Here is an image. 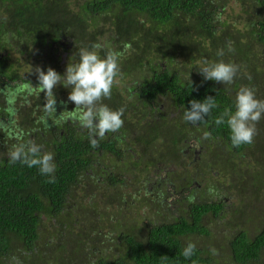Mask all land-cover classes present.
Here are the masks:
<instances>
[{
  "label": "trees",
  "instance_id": "16d2710c",
  "mask_svg": "<svg viewBox=\"0 0 264 264\" xmlns=\"http://www.w3.org/2000/svg\"><path fill=\"white\" fill-rule=\"evenodd\" d=\"M231 1L0 0V120L13 117L11 125L3 122L7 132L41 145L54 154L56 164L55 183H48L49 177L37 167L10 163L9 146L0 133V264H82L80 244L69 250L71 243L82 240L62 233L87 219L81 213L88 209L86 201L79 203L75 197L87 195L90 204L101 190L116 193L119 201L136 194L130 189L134 167L142 174L162 165L174 166L177 172L176 164L187 159L200 162L206 174L207 163L221 174H239L232 183L234 193L250 186L253 195H264V116L258 122L262 133L240 147L231 144L226 124L215 123L225 108L234 111L241 86L251 87L257 98L264 99V0H236L241 3L238 18L243 30L237 28L236 19L222 18ZM229 42L234 51L228 50ZM95 43L105 46L99 50L101 56L108 48L129 47L120 60L111 98L102 101L112 109H124V124L93 148L88 131L67 112L58 123L49 118L46 124L45 93H33L29 86L38 84L36 67L45 72L52 67L63 75L69 62L79 60V48ZM221 49L225 54L217 56ZM207 56L212 58L209 63L224 60L240 65L233 83L204 80L198 67L189 69ZM53 91L57 116L69 110L68 103L75 108L68 101L69 88L60 84ZM207 96L215 97L218 107L195 125L185 122L183 113L190 101ZM205 131L211 133L207 139ZM189 144L200 145L196 160L193 147L185 153ZM195 172L189 180H195ZM210 184L182 194L183 200L168 215L157 207L141 223L130 219L132 231L119 221L113 229L116 218H107L113 243L95 247L90 264H264V215L250 228L233 220L238 227L221 245L226 257L212 255L211 248L196 239L211 234L207 216L220 219L233 209L234 216L246 214L241 206L229 205L221 180ZM256 206L263 208L264 199ZM56 226L62 241L59 250L70 254V260L48 254ZM90 241L94 242L85 234L86 245ZM188 242L195 243L196 251L185 259L182 251Z\"/></svg>",
  "mask_w": 264,
  "mask_h": 264
},
{
  "label": "clouds",
  "instance_id": "9594fccd",
  "mask_svg": "<svg viewBox=\"0 0 264 264\" xmlns=\"http://www.w3.org/2000/svg\"><path fill=\"white\" fill-rule=\"evenodd\" d=\"M128 47L125 44L124 50L108 48L104 56L100 55L99 50L105 46L100 43L93 44L91 48L81 47L79 48V60L75 63L69 62L63 75L52 67H49L46 72L43 68L36 67L38 84L35 87L29 86V88L36 94L45 93L46 103L43 106L47 114L45 123H48L49 118L54 123H58V118L64 117L67 112L68 118L74 119L82 129L88 131L93 148L99 146V140L103 139L107 133L119 131L124 124L122 119L124 109H112L102 101L111 98L112 89L118 83L120 60ZM227 47L230 52L234 51L231 42ZM224 54L222 49L217 51V56ZM238 70V65L224 60L205 62L197 69L204 80H212L224 85L233 83ZM60 84L71 90L68 101L73 102L75 108L71 111L64 110L57 116V100L53 90ZM217 107L218 104L213 96H207L202 101L193 99L190 101V107L184 111L183 119L195 125ZM262 116H264V99L257 98L251 87L241 86L236 93L234 111L232 108H225L215 119V123L218 126L226 124L230 131L231 144L234 147H240L254 142L257 132L256 124ZM5 133L7 139L17 141L8 147L9 162H20L29 168L37 167L41 175L49 177L48 183H55L54 154L44 151L41 145L32 140H24L20 133L7 131ZM203 136L207 139L211 133L205 131ZM195 251V243L188 242L183 248L182 256L190 259ZM209 251L212 255H217L214 247ZM193 264H195L194 261Z\"/></svg>",
  "mask_w": 264,
  "mask_h": 264
},
{
  "label": "rangeland",
  "instance_id": "374dc122",
  "mask_svg": "<svg viewBox=\"0 0 264 264\" xmlns=\"http://www.w3.org/2000/svg\"><path fill=\"white\" fill-rule=\"evenodd\" d=\"M76 1V0H74ZM241 11V3L239 1L233 0L229 3L228 11L226 16L222 15V18L224 20L229 19V21L237 20L236 25L238 26V29H244L241 24H239V18L238 14ZM247 16V15H246ZM241 35V33H240ZM206 61L202 59H197L193 65L189 67L191 70H196L197 67L202 66L205 62L212 61V58L210 56L205 57ZM239 69H240V65ZM246 71V70H245ZM17 101V99L15 100ZM17 103V102H16ZM40 106H43L40 104ZM41 108V107H40ZM66 108H69V111L72 110L70 104L66 105ZM3 127H5L3 125ZM257 134L262 133L263 128L260 124H256ZM0 133L2 134L3 140L6 139L5 131L0 129ZM264 138V135H262ZM195 144V142H193ZM198 148V146H197ZM196 162V161H195ZM200 162H196L193 164H189L187 162V159H183L182 162H178L176 166L179 167V170L172 171V174L170 175L171 178H175L178 184L182 183V187L184 186L185 190L186 188L193 190L195 186L199 187L197 189H200L198 191L204 190L207 185H211L210 183L215 182V180L218 182V180H221L222 186H224L223 193L228 196L229 198L228 203L229 205H233V207H239L241 206L244 208V211H246V214L242 215L241 217L237 216L235 214L234 216V209L231 211V214L223 215L218 219L215 216H207V223L206 225L210 228V236H200L199 238H196L199 240V243L205 247L213 248L214 246L218 245L216 249L218 250L217 256L221 258L222 256L226 257L227 251L225 247H221L224 240L226 239L228 235L234 234L236 228L238 227L235 225V222L238 223V221H233L235 219H240L241 225L243 227L250 228L254 222L256 223L259 219L262 218L264 215V207H257L256 205L264 199V195L262 194H252V188L249 186L248 188L244 189L242 192L234 193V190L236 191L235 187H233L232 183L235 182V177H237L239 174H221L216 169H213V166L211 167L210 164H205L206 168V174L204 173L203 169L200 168ZM184 166L182 168L181 166ZM164 166V165H162ZM158 168V167H156ZM201 169L198 171V169ZM137 169V170H136ZM136 170V172H134ZM134 178L131 179V186L130 189L132 192V196L129 197L124 196L119 201V198L116 193L112 192L111 194H107L104 190L99 191V197L91 199L90 204L87 199L88 196L84 195L82 196V193L76 196L75 199L77 202L82 203L86 201V205L88 209L82 210L81 213L84 217H86L85 222L75 223L71 225L70 227L64 228L62 233L63 235L69 236H75L79 237L82 242H73L69 245V250L74 248V246L80 244V248L82 249V264H90V260H94V256L92 251L98 248H107V246L111 245L113 243V239L108 235V232L110 228L108 227V221L107 218L112 217L116 218L113 222L112 228L118 227V221L122 224L125 223L122 228H128L129 231H132L130 224V219H133L136 223H141L143 220V216L147 217L150 215L155 208L159 207L161 210L165 212L166 215H168V210L172 213V208L166 209L168 206V201L172 197L167 193V189L164 184H162L161 192L163 193V197H156L155 194L147 193L146 190L148 188H153V182L155 179H157V176H154L152 168L148 169V172L146 174L139 173V168L134 167L132 169ZM196 171V172H195ZM192 172H195L193 177L195 180L190 179V174ZM165 175H168L166 172H162ZM176 174V177H175ZM129 179V178H128ZM134 179H138L140 182H135ZM148 179V180H147ZM147 180V181H146ZM183 180V181H182ZM230 189V190H229ZM184 190V191H185ZM113 191L118 192L117 189H113ZM167 193V194H166ZM211 196L213 198H218V195L214 192H212ZM165 198L166 202H161L160 199ZM76 203V202H75ZM228 205V210L230 206ZM174 205V207H176ZM80 207V205H79ZM75 214H79L77 209H75ZM261 216V218H260ZM239 217V218H237ZM79 218L81 219V216L79 215ZM106 221V222H105ZM239 224V223H238ZM125 225H128L127 227H124ZM59 226H56L54 231V236L51 237V243H50V250L48 251L49 255L55 256H61L64 259L70 260V254L65 255L64 252L60 251L59 248L62 244L60 233L57 231ZM135 233L141 234L143 231H136ZM85 234L92 238L94 242L91 241L86 245L87 243L84 242ZM227 235V236H226ZM67 237V238H68ZM194 237V235L192 236ZM107 242V244H105ZM59 252H58V251ZM81 253V251H80ZM92 253V254H91ZM223 260V259H221Z\"/></svg>",
  "mask_w": 264,
  "mask_h": 264
},
{
  "label": "flooded vegetation",
  "instance_id": "af4514ba",
  "mask_svg": "<svg viewBox=\"0 0 264 264\" xmlns=\"http://www.w3.org/2000/svg\"><path fill=\"white\" fill-rule=\"evenodd\" d=\"M7 105H9L11 108H13L12 107V104L10 102H8V101H7ZM12 119H13V117L10 120H12ZM10 120L6 119L5 122L0 120V125H2V126H0V129H2L3 131H7V127L8 126L6 127V124H4V123H7L8 122L9 125H11L10 124ZM3 124H4L5 127H3ZM9 128H11V127H9ZM5 136H7L6 133H5ZM4 140H5L4 144L7 147L12 143L7 138L4 139ZM4 140H2V142ZM197 146H198V148H194L193 145L189 144L188 145V148L185 149V153L186 154H189L191 152V148L190 147H193V151L195 153V160L198 158L197 157V154H199L200 151H201L200 145L197 144ZM193 163H196V162H192V161L189 162V164H193ZM174 169H175L174 166H171V167L161 166V167H158V168H153L152 169L153 172H156V173H154V176H157L158 178L154 180V182H153V188H151V189L148 188L146 190L147 193L155 194L156 197H158V198L159 197H163V193L161 192V188H162V184H164L165 187H166V189H167V193H169V195L172 197L171 199L167 200L168 201V206H170V207H174V205L179 204L180 201L183 200L184 197L182 196V194L189 193V192H192L193 191V190L188 189V188H186V190H185L184 186L183 187L181 186L182 183L181 184H178L177 181L174 180V178H171L170 177V175L172 174V171ZM162 172H166L168 175H165ZM172 185H174V187L171 188ZM160 200H161V202H166V199L165 198H162Z\"/></svg>",
  "mask_w": 264,
  "mask_h": 264
}]
</instances>
